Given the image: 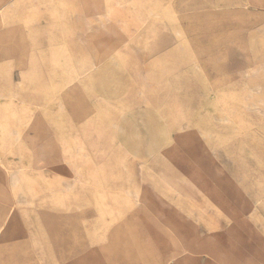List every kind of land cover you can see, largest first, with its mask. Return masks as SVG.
I'll return each instance as SVG.
<instances>
[{
    "label": "rangeland",
    "instance_id": "374dc122",
    "mask_svg": "<svg viewBox=\"0 0 264 264\" xmlns=\"http://www.w3.org/2000/svg\"><path fill=\"white\" fill-rule=\"evenodd\" d=\"M128 10L208 36V106L83 146L58 54ZM0 264H264V0H0Z\"/></svg>",
    "mask_w": 264,
    "mask_h": 264
},
{
    "label": "crops",
    "instance_id": "0c3cea01",
    "mask_svg": "<svg viewBox=\"0 0 264 264\" xmlns=\"http://www.w3.org/2000/svg\"><path fill=\"white\" fill-rule=\"evenodd\" d=\"M126 15L119 27L111 23L103 29L96 26L95 34H88L89 29L75 19L71 54H58V81L67 74L70 78L63 81L72 83L68 120L82 131L78 136L73 134L82 138L83 146L90 144L86 138L95 136L92 131H105L107 139L126 137L113 134L114 127L117 131H152L140 133L148 138L173 137L185 123V114L186 122H191L208 106V69L202 66V59L200 71L194 67L192 48L204 47L207 52L208 36L185 33V24L165 20L160 14L145 17L128 10ZM57 27L58 41L65 29ZM42 49L35 47L34 52ZM30 59V72H42V55ZM155 148L156 144H151L148 152H158Z\"/></svg>",
    "mask_w": 264,
    "mask_h": 264
},
{
    "label": "bare ground",
    "instance_id": "6f19581e",
    "mask_svg": "<svg viewBox=\"0 0 264 264\" xmlns=\"http://www.w3.org/2000/svg\"><path fill=\"white\" fill-rule=\"evenodd\" d=\"M43 164V163H42Z\"/></svg>",
    "mask_w": 264,
    "mask_h": 264
}]
</instances>
